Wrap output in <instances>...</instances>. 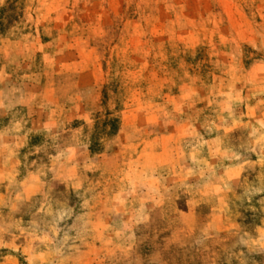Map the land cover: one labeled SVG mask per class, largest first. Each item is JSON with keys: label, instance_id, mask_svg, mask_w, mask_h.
<instances>
[{"label": "rangeland", "instance_id": "374dc122", "mask_svg": "<svg viewBox=\"0 0 264 264\" xmlns=\"http://www.w3.org/2000/svg\"><path fill=\"white\" fill-rule=\"evenodd\" d=\"M0 264H264V0H0Z\"/></svg>", "mask_w": 264, "mask_h": 264}]
</instances>
